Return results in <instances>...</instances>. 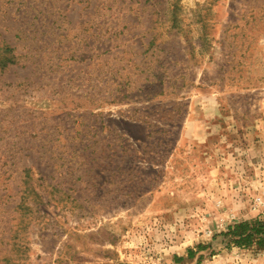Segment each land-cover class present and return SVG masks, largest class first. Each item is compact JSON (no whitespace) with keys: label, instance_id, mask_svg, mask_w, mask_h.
I'll return each mask as SVG.
<instances>
[{"label":"rangeland","instance_id":"374dc122","mask_svg":"<svg viewBox=\"0 0 264 264\" xmlns=\"http://www.w3.org/2000/svg\"><path fill=\"white\" fill-rule=\"evenodd\" d=\"M10 51L0 264H264V0H0Z\"/></svg>","mask_w":264,"mask_h":264},{"label":"trees","instance_id":"16d2710c","mask_svg":"<svg viewBox=\"0 0 264 264\" xmlns=\"http://www.w3.org/2000/svg\"><path fill=\"white\" fill-rule=\"evenodd\" d=\"M11 51L8 54L10 56H5V58L0 59L1 65H6L9 62H14L16 60V57L11 54ZM218 235L228 238L229 247L237 246L240 248L254 247L256 249H264V219L254 218L235 222L228 225L227 229ZM198 248L199 250H202L201 248H203V246L199 244ZM195 255L196 251L194 248H190L188 250V257L194 258Z\"/></svg>","mask_w":264,"mask_h":264},{"label":"crops","instance_id":"0c3cea01","mask_svg":"<svg viewBox=\"0 0 264 264\" xmlns=\"http://www.w3.org/2000/svg\"><path fill=\"white\" fill-rule=\"evenodd\" d=\"M182 129V135L188 138H200L204 136L201 129V123H199L195 117H190Z\"/></svg>","mask_w":264,"mask_h":264}]
</instances>
